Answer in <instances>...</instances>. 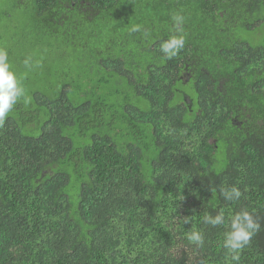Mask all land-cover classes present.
Wrapping results in <instances>:
<instances>
[{"label": "trees", "instance_id": "trees-1", "mask_svg": "<svg viewBox=\"0 0 264 264\" xmlns=\"http://www.w3.org/2000/svg\"><path fill=\"white\" fill-rule=\"evenodd\" d=\"M0 47L28 97L0 125V264H232L243 208L264 264V0H0Z\"/></svg>", "mask_w": 264, "mask_h": 264}, {"label": "clouds", "instance_id": "clouds-1", "mask_svg": "<svg viewBox=\"0 0 264 264\" xmlns=\"http://www.w3.org/2000/svg\"><path fill=\"white\" fill-rule=\"evenodd\" d=\"M171 19L174 34L160 44V51L167 59L176 57L185 47V17L176 13L172 15ZM132 30L139 31L140 26H134ZM23 63L29 70L39 67V61L33 62L31 57H26ZM21 100L25 103L28 102L26 90L20 76L13 68L8 49L0 47V125L5 122ZM221 194L226 201H239L243 195L240 188L235 185L222 188ZM203 222L212 227L220 226L225 223V214L221 211L214 216L205 215ZM185 223L187 224L188 221L185 220ZM259 229V222L255 219L254 214L246 208L231 217L229 231L225 234L222 247L227 250L232 264H240L242 251L250 245L253 236ZM187 240L198 248H202L205 243L204 235L199 231L188 233Z\"/></svg>", "mask_w": 264, "mask_h": 264}]
</instances>
